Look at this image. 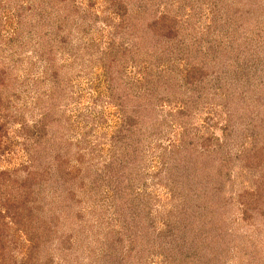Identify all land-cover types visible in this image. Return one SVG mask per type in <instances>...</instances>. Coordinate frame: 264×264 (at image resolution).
Segmentation results:
<instances>
[{
    "label": "rangeland",
    "instance_id": "rangeland-1",
    "mask_svg": "<svg viewBox=\"0 0 264 264\" xmlns=\"http://www.w3.org/2000/svg\"><path fill=\"white\" fill-rule=\"evenodd\" d=\"M126 4L0 0V68L9 76L5 95L9 116L15 117L0 135V171L28 162L27 127L42 115L37 98L49 89L32 81L42 76L43 50L57 63L51 70L57 71L63 94L51 108L48 128L59 131L57 143L67 162L60 167L61 161L52 159L54 176L45 177L44 191L35 193L34 207L44 212L37 211L40 221L32 222L42 233L51 226L45 237L60 242L44 243L34 264H264V0ZM161 13L172 14L181 31L169 37L159 22L153 30L149 20ZM156 33L169 42L139 51L132 47L135 35L147 39ZM119 43L126 50L115 59L113 83L116 95L126 94L114 98L125 100L127 114L141 115L133 134L138 141L127 139L138 142L143 154L130 188L141 220L129 225L126 217L125 226L112 191L103 185L87 191L82 185L109 163L114 149L119 153L112 137L122 114L97 63L71 54L84 47L99 54ZM204 149L203 158L191 154ZM86 170L91 177L81 180ZM60 175L67 188L52 182ZM6 224L0 234L2 264H25L28 235ZM145 225L157 234L152 240L142 237ZM133 237L137 248L118 263Z\"/></svg>",
    "mask_w": 264,
    "mask_h": 264
},
{
    "label": "trees",
    "instance_id": "trees-1",
    "mask_svg": "<svg viewBox=\"0 0 264 264\" xmlns=\"http://www.w3.org/2000/svg\"><path fill=\"white\" fill-rule=\"evenodd\" d=\"M116 1L121 8H125V6L127 5L126 3L130 2V0ZM43 7H45L44 4ZM162 15L163 13H161V16ZM160 17H158V19H153L152 16L151 20L148 19L153 27V30L154 28L156 30V24L159 22L158 24H160V26L162 27V29L159 30L167 31V36L169 37H172V34H177L181 31V24L174 20L175 18L172 16V14L168 13L163 15L161 18ZM83 18H85V16ZM86 19H83V21H85ZM121 27L124 28V19L121 23ZM141 34H137L138 36L135 35V38L137 40H134V43L132 45V47L135 46L138 51L140 49L142 50V48L145 47L156 46V41L160 42L162 40V43L165 44L168 43L170 39H167V37L165 38V40H163L162 35L158 33L153 36L147 34V37L149 36V38L144 39L143 35ZM144 42H152L154 44H152L151 46H147ZM125 50L126 49L124 48L122 43H119L110 45L107 50H104L99 54H97L98 52L86 53L88 50L85 47L79 51V54L76 51L71 52V54L77 53V57L81 59H93L97 63V65L102 69L104 77L107 80V88L109 90L111 100L112 102L117 103L115 105L118 107V109H120V114H122L120 125L112 137L114 146L113 149L117 147L119 149V153H116L114 149V154L111 156L109 163H105V165L101 168L100 171L96 169V171L93 172L95 177L92 176L93 178L89 180L86 185L84 182L82 183V185L87 189V191H98L101 185L105 186L108 191H112V198H114L116 203L115 211L121 212L119 213L120 215L118 214V216L123 226H125V221H127L126 217H130L129 225H131V223L139 224V221L141 220V218L139 217L141 216V214L138 210V205L134 200L135 198H133L134 191L131 189L134 176L139 174L140 163L143 159L142 150L139 149L138 142L136 143L133 140L131 141L127 139L129 137H132L134 132L137 131L139 122L141 123V115H136L134 110H132L131 114L126 113L127 111L124 105L125 100H123L124 102L116 100V97H119L120 95H116V91L119 87L113 83L114 79L117 78L115 71H113V69L115 68V59H117L119 51H123L122 53H125ZM147 51L149 52V50ZM48 53L49 52L44 50L41 52L40 58L44 62L42 76L40 78H34L32 80L33 84H36L38 88L42 86H48L49 89L46 90V96H42L43 93H41L37 98L38 109L41 110L42 115L40 116V118L37 119L36 123H34L33 128L27 127V132L29 133V135H27L26 137L24 147L27 153L28 162L22 165L21 168L19 167L14 171H0V234L5 231V227L7 226L6 222H8L9 224L16 225L17 230L23 231L25 234L28 235V240L30 244L28 248V256L26 258L27 261L25 260V264L29 262H32L34 264L35 261L38 260V258L42 254V250L44 249L42 248L44 246V243L59 241L58 239H55L53 237H45L47 235L46 233H48L47 231L51 228V226H48L46 228L47 231L42 233V231L39 230L38 227L33 226L34 224L32 223L34 222V220L35 222L40 221L37 215V211L42 212V209L40 207H34V200L36 198L35 193H39L38 191L40 190L44 191L46 187L44 183L45 177L54 176L53 173H50L51 170L49 169V167L53 165V160L61 161L60 167L63 163V165H66L67 162V159L65 158L66 156L63 159L65 151H61L62 148L57 143L58 138L61 137L59 131L57 129L49 131L48 128V124L50 121L49 115L52 112L51 108L52 106L57 104L56 99H58L57 97L59 96V94L60 97L63 96L61 92V80L58 77V73L56 70H51V66L56 67L55 65L57 63L51 58V56H48ZM96 54L97 56H95ZM45 65L46 68H44ZM8 79L9 76L7 75L6 70L4 68H0V135L6 131V126L8 124L7 120L11 119V117L15 118L12 115L9 116V100L8 96L5 95L6 91L8 90ZM125 94L126 93L123 92L119 98H124ZM114 95H116L115 98ZM184 105L185 104H183V106ZM183 106H181V111L183 109L185 110V106ZM52 136H55L57 140L52 141ZM133 139L135 141H138V139L136 140L134 136ZM50 145H54V149L50 148ZM217 147L219 148L218 145ZM205 148L209 151L207 145H205ZM205 151L206 150L204 149L200 152H197V154L194 151L191 154L201 156L203 158V155H206ZM46 156H49L51 158L48 159V163H46L47 166L43 167V165H45L44 160ZM65 171H67V169ZM19 172H22L24 174L22 177L17 178V174ZM12 174H15V178L12 177ZM90 175L91 173L89 174V170H86L85 174L81 175V180H85V177H91ZM52 182L55 183L54 185H58V183L60 182V184H62V187H64V185H66L67 183V180H63L62 175H60L58 181L55 180ZM67 187L68 186L66 185V188ZM126 188H128V191ZM10 193L16 195L17 198H14ZM32 212L35 213L36 218L27 217V213L30 214L29 216H31L33 214ZM108 232L109 234H112L111 230ZM120 232L116 233L120 234ZM153 236H157V234L154 235L153 230H150L148 225H145L142 237L146 239L148 237L150 240H152ZM3 239L4 237L0 236V241H2ZM129 243L131 244V248L128 250V252H125L124 254L121 253L116 257V261L118 263H124L128 261L130 255L132 254L131 251L137 248V237L131 238ZM2 244L4 243L1 242V245ZM113 249H121V246H113ZM0 252L2 253L0 254V264H2V256L4 254L3 248H1ZM180 255H183L182 252L180 253ZM99 260H105V257L102 256L99 258ZM185 262L186 261H182L181 263L185 264Z\"/></svg>",
    "mask_w": 264,
    "mask_h": 264
}]
</instances>
